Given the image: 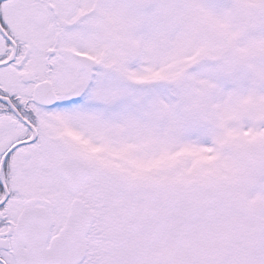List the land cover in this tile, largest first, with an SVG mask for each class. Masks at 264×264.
Listing matches in <instances>:
<instances>
[{"label":"snow or ice","instance_id":"1","mask_svg":"<svg viewBox=\"0 0 264 264\" xmlns=\"http://www.w3.org/2000/svg\"><path fill=\"white\" fill-rule=\"evenodd\" d=\"M0 264H264V0H0Z\"/></svg>","mask_w":264,"mask_h":264}]
</instances>
